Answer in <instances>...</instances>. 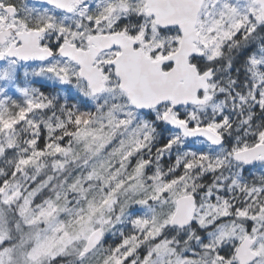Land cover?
<instances>
[{
	"label": "snow or ice",
	"instance_id": "1",
	"mask_svg": "<svg viewBox=\"0 0 264 264\" xmlns=\"http://www.w3.org/2000/svg\"><path fill=\"white\" fill-rule=\"evenodd\" d=\"M0 264H264V0H0Z\"/></svg>",
	"mask_w": 264,
	"mask_h": 264
}]
</instances>
